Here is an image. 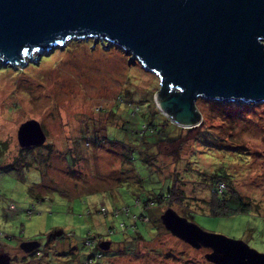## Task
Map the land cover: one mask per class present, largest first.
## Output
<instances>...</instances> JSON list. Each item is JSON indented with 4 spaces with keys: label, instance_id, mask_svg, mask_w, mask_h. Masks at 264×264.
<instances>
[{
    "label": "rangeland",
    "instance_id": "obj_1",
    "mask_svg": "<svg viewBox=\"0 0 264 264\" xmlns=\"http://www.w3.org/2000/svg\"><path fill=\"white\" fill-rule=\"evenodd\" d=\"M106 45L74 39L37 57L33 51L22 67L0 62V141L5 146L0 251L13 264H81L56 254L70 246L78 256L82 249L85 253L81 240L86 230L94 237L108 225L118 231L110 218L114 214L104 218L95 213L100 201L107 208L131 206L136 195H157L172 183L176 202L170 207L179 216L264 253V102L198 97V120L189 125L168 121L156 105L157 76L136 61L127 63L117 46ZM28 119L40 124L44 142L50 143L43 146L49 151L47 167L41 160L40 172L36 160L28 168L3 171L18 150L16 130ZM225 144L229 148L222 153ZM215 179L254 204L250 213L204 214L209 183ZM28 187L44 199L32 202ZM161 206L152 207L148 223H138L142 240L132 242L129 231L107 235L103 240L110 245L94 249L102 254L94 264H213L204 258L208 247L191 245L162 226L159 216L167 208ZM56 230L65 239L53 240L50 233ZM11 236L18 237L16 243ZM28 239L38 245L24 253L17 244Z\"/></svg>",
    "mask_w": 264,
    "mask_h": 264
},
{
    "label": "water",
    "instance_id": "obj_2",
    "mask_svg": "<svg viewBox=\"0 0 264 264\" xmlns=\"http://www.w3.org/2000/svg\"><path fill=\"white\" fill-rule=\"evenodd\" d=\"M74 39L117 46L127 63L155 74L156 105L177 124L198 120V97L264 102V0H0L2 64L22 67L33 51L37 57ZM44 140L34 119L16 130L20 148ZM159 217L170 234L208 247L204 258L213 264H264V253L206 232L170 208ZM37 245L29 240L18 248L27 253ZM108 247L98 243L100 250ZM9 261L0 252V264Z\"/></svg>",
    "mask_w": 264,
    "mask_h": 264
},
{
    "label": "trees",
    "instance_id": "obj_3",
    "mask_svg": "<svg viewBox=\"0 0 264 264\" xmlns=\"http://www.w3.org/2000/svg\"><path fill=\"white\" fill-rule=\"evenodd\" d=\"M168 121L174 122L170 118L168 119ZM145 125H147V124H142L141 126L145 127ZM149 127H150L149 128L150 131L154 130V125L149 124ZM158 130L159 129H157L155 131H158ZM150 131H148V132H150ZM168 139L172 140L173 137L168 138ZM155 140H156V138H155ZM49 144L46 142H43L41 146H36L32 149H29L30 147H27L24 149L23 148H17L18 150L16 151L14 158L11 160L10 163H8L4 167H2V170L3 171H16L18 169V167L28 168V167L32 166L34 164L33 162H35L37 160L38 168L40 169V172H41V168H40L42 165L41 160H43L44 165H45L46 164L45 154L47 155L49 152L48 149L46 147H43V146H49ZM4 147L5 146L3 144H1V141H0V162L2 160L1 155L3 154L4 149H5ZM41 147H43V148H41ZM228 148H229V146L227 144H225L224 146L220 147L219 149H221V152L224 153V151ZM40 149H41V151H40ZM235 152H238V151H235ZM240 152H242V151H240ZM40 156H42V157H40ZM127 156H128V154L123 155V158L124 159L126 158L125 161L128 160ZM225 156H226V159L229 158L228 154ZM146 157L147 156L143 157L144 161H145ZM200 173H201L202 177H206V174L204 172H200ZM172 181H175V180L172 179ZM120 183L121 182H119V184ZM171 184L172 183H170V185L167 186V188H166V190H164V192H160L157 195H152L150 197L145 196V195H141V194L136 195L135 197H133V203L131 206H129L127 204H123V205L118 206V207L110 205V206H108V208H109V210H108L106 202L100 201L98 206H97L95 213H97V214L100 213L98 215H100L101 217H104V218H107L108 213L110 215L114 214V216L110 217V218L116 220V226L118 228V231L115 227L108 225L106 232L97 233V234H99V236L94 237L93 235L95 233H93L89 230H86L84 232V235H83L82 240H81L83 246L86 248L85 253L83 252V249H82L79 251V256H78L75 252H73V250H72L73 248H71V246H70L69 250H67L69 248V247H67V249L63 250L62 252H60L59 254H56V255L65 254V255H67V257H70L69 259H74L77 263L80 262L81 264H92V263L94 264L95 261L100 260L102 257L101 252L94 251L95 248L100 250L98 248L97 242H98V240L106 241L103 239L108 237L107 235H114L117 232H121L122 234H124L125 231H129V232H131V238L130 239H132L131 240L132 242L134 241L136 243V242L142 240L141 234L137 233L138 223H141V224L148 223V221H149L148 216H150L149 211L152 209V207H155L156 205H162L161 207L164 206L166 208L172 209L170 206L174 202H176V201H174L175 186L176 185L173 186V188L171 189ZM219 186H221V188ZM31 189H32V187H28L25 192L27 193V196L33 198L32 202L35 203L34 199H36L37 202L39 200L44 199L42 197V195L37 192V190L32 189L33 190L32 191ZM113 198H114V196H113ZM206 205H207V212H205L204 214H209V215L214 216V217H224V216H230L233 214L242 215L243 213H250V210L254 208V204H251V202L248 200H244L241 197V195L230 184H228L226 182L219 181L217 179H215V181H212L209 183ZM101 209L103 210V213L101 212ZM114 211H116L117 213H114ZM29 212L33 213V210H31ZM88 214H89V212L87 213V215ZM116 215H119L120 217L118 218ZM189 217H192V215H190ZM159 220H160V218H159ZM119 224H121L122 227H119ZM109 227H111V229H109ZM50 234L52 237H55V239H53V240L62 241L63 239H65L64 234H62L61 231H59V230L53 231ZM11 237L13 240H14V238H18V237H14V236H11ZM19 237H21V236H19ZM29 240H31V239L20 240V242L29 241ZM32 240H36V239H32ZM14 243H16V240H14ZM18 244H17V246H18ZM4 246H6V245H4ZM0 252L3 253V251H0ZM35 255H36L35 260H37V263H38V260H39L37 258L38 255L37 254H35ZM80 256H82V258ZM33 259L34 258H32L31 260H33Z\"/></svg>",
    "mask_w": 264,
    "mask_h": 264
},
{
    "label": "flooded vegetation",
    "instance_id": "obj_4",
    "mask_svg": "<svg viewBox=\"0 0 264 264\" xmlns=\"http://www.w3.org/2000/svg\"><path fill=\"white\" fill-rule=\"evenodd\" d=\"M42 129V128H41ZM43 130V129H42ZM44 132V131H43ZM44 135H45V133H44ZM46 137V136H45ZM42 145V144H41ZM41 145H39V146H41ZM18 146V145H17ZM34 147H36V146H34ZM33 146H31L29 149H32V148H34ZM18 148H20L19 146H18ZM24 149V148H23ZM27 258V257H26ZM24 261H22L21 263H23ZM10 264H13V262H9Z\"/></svg>",
    "mask_w": 264,
    "mask_h": 264
},
{
    "label": "built area",
    "instance_id": "obj_5",
    "mask_svg": "<svg viewBox=\"0 0 264 264\" xmlns=\"http://www.w3.org/2000/svg\"><path fill=\"white\" fill-rule=\"evenodd\" d=\"M101 212L103 213V210L101 209ZM119 227H122V225L121 224H119Z\"/></svg>",
    "mask_w": 264,
    "mask_h": 264
},
{
    "label": "bare ground",
    "instance_id": "obj_6",
    "mask_svg": "<svg viewBox=\"0 0 264 264\" xmlns=\"http://www.w3.org/2000/svg\"><path fill=\"white\" fill-rule=\"evenodd\" d=\"M78 40H81V39H78Z\"/></svg>",
    "mask_w": 264,
    "mask_h": 264
}]
</instances>
